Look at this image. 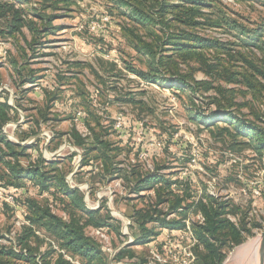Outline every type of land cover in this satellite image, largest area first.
Returning <instances> with one entry per match:
<instances>
[{
    "label": "rangeland",
    "instance_id": "374dc122",
    "mask_svg": "<svg viewBox=\"0 0 264 264\" xmlns=\"http://www.w3.org/2000/svg\"><path fill=\"white\" fill-rule=\"evenodd\" d=\"M8 1L25 10L27 20L35 23L39 33L34 35L24 28L21 35L0 37V101L8 102L17 111V115L11 113L12 121L4 125L2 133L13 143L17 141L16 134L30 136L24 142L25 147L36 145L35 149L47 162L45 171L59 169L60 172L51 175L64 174L68 185L84 194L88 209L104 203L111 216L122 221L121 238L114 232L98 233L94 228H88L87 234L108 255L132 241L129 219L132 208L140 209L150 200H139L118 175L132 172L143 176L158 167L165 168L160 174L191 176L200 189L199 196L213 194L221 202L229 201L239 207L238 216L226 218L238 224L246 218L253 237L229 249L223 264H252L253 251L250 256L242 250L264 230V155L249 147H231L229 137H216L218 127H226L224 118H219L218 127H207L202 120L192 119L201 113L207 117L222 114L217 110L218 102H233L236 105L230 108L233 117L264 130V77L244 60L264 73V57L243 47L236 32L227 28H199L194 33L226 43L229 50L225 54L199 50L191 58L171 60L183 73H192L197 81L210 83L216 89L199 92L192 104L189 92L175 97L173 92L163 90L161 83L147 84L130 73L127 67L147 71L152 62L150 56L141 54L137 48L151 43L154 31L163 36L158 25L138 24L131 19L132 12L127 6L101 0ZM258 1L209 0L211 8L204 13L212 19L230 17L250 29L264 27V4ZM163 73L167 75L165 70ZM226 75H234L241 82H229ZM249 83L256 88L251 89ZM130 97L136 102H122ZM119 119L122 128L115 130ZM73 129L89 137L87 147L91 148L97 137L107 146H100L98 152L83 160L86 151L73 144L70 136ZM27 153L38 155L37 150ZM105 157L114 161L111 169L120 173L107 174L103 166L108 160ZM234 160L236 164H229ZM19 161L24 168L30 164L29 159ZM6 171L0 162V177ZM4 185L0 183L5 196L14 197L7 194ZM29 187L20 199L31 198L49 205L54 214L69 221L68 213L62 211L60 192L55 200L51 194H40L38 188ZM23 211L17 201L15 207L0 202V243L16 251L25 249L19 245V239L29 227ZM192 218L198 221L197 216ZM127 219L130 224L125 236L123 227ZM254 224L260 228L253 229ZM36 233L39 239L31 238L27 243L33 252L43 253L47 245L40 240L45 233L38 229ZM165 234L167 231L162 238L168 241ZM149 246H132L137 257L122 264L149 260L153 255ZM194 254L197 264L195 250Z\"/></svg>",
    "mask_w": 264,
    "mask_h": 264
},
{
    "label": "trees",
    "instance_id": "16d2710c",
    "mask_svg": "<svg viewBox=\"0 0 264 264\" xmlns=\"http://www.w3.org/2000/svg\"><path fill=\"white\" fill-rule=\"evenodd\" d=\"M29 1L25 0V2ZM101 1L116 6H127L132 12L129 17L138 24L148 22L160 27L158 32L163 37L157 36V32L154 31L150 36L151 43L145 44L143 48H137L141 54L152 58L147 71L127 68L142 82L161 83L160 87L173 92L175 97L180 98V93L189 92L192 104L199 92L216 89L210 83L197 81L192 73H183L178 64L171 60L191 58L199 50H214L222 54L229 50L226 43L194 33L199 28H227L231 32H236L243 47L254 50L252 52L257 51L264 57V27L250 29L226 16L212 19L204 13L205 9L211 8L209 0ZM258 2L264 4V0ZM24 28L34 35L39 33L35 23L27 20L24 9L17 7L14 1L0 0V37L21 35ZM244 60L257 74L264 77L263 71L258 70L256 65L248 62L247 59ZM164 70L167 75H164ZM17 72L19 75L22 74L19 70ZM226 76L229 82H241L237 81L234 75ZM248 86L251 89L256 88L253 83H249ZM217 90L221 93L225 92L222 89ZM122 102L135 103L136 101L130 97ZM233 106H236L233 102H218L217 110H221L222 114L216 113L207 117L201 113L199 117H194L192 120L194 122L202 120V124L207 127H218L219 118H224L227 121L226 127H218L219 133L215 135L216 137H229L232 140L231 147H239V149L249 147L263 156L264 130L247 125L243 119L233 117L230 111ZM11 113L17 115L16 109L8 102L0 101V162L7 170L3 173L4 175H1L0 183L5 184L3 188L9 191L7 194L14 195L15 203L17 201V205L24 209V218L29 222V227L25 235L19 239V245L25 246L24 250L16 251L13 247H5L0 243V264H17V262L20 264H109L110 255L106 253L102 245L87 234V229L94 228L105 234L114 232L121 238L123 236L122 221L114 219L104 203L97 210L88 209L84 194L78 188L72 189L65 180L64 174L51 175L53 172H60L59 169L45 171L47 162L41 157L38 149H35L36 145L25 147L8 140L2 133V128L12 121ZM84 117L83 121L86 124L87 114ZM70 136L76 147L84 148L86 151L83 160L88 158L89 154L98 152L100 146H107L101 138L97 137L94 145L91 148L87 147L89 137L83 136L76 129L71 131ZM16 137V142L21 144L30 138L22 133L16 134ZM95 144L98 147H95ZM28 150H37L38 155H31L27 153ZM72 157H75V154ZM20 158L29 159V166L22 167ZM105 159H108L103 165L107 174L113 176L120 173L117 169H111L113 160H109L108 157ZM112 170H114L113 173ZM164 170L165 168L158 167L156 171L143 176L132 172L124 176L118 175L119 178L126 180L131 186L130 192L136 194L139 200L149 199L152 204L147 202L140 209L132 208L129 219L132 222L130 229L133 232L134 243L122 247L112 259L113 263L135 259L137 255L132 251V246H145L161 237L167 230L182 231L186 227L184 222L193 216L200 215L204 220L203 223L200 221L192 223V229L198 241L195 249L197 264H223L229 249L240 246L247 238L253 237L252 229L247 227L246 218L241 220L240 224L226 218L227 215L238 216L239 207H235L229 201L221 202L215 195L199 196L200 189L191 176L182 178L176 173L166 176L160 174ZM29 185L38 188L40 194H51L55 200L57 195L61 194L59 200L62 211L68 213L69 221L54 214L49 205H42L31 198L20 199L25 192L24 189L30 188ZM141 194H152V196L147 197ZM171 216L177 219H170ZM258 228H260L258 224L253 225V229ZM37 229L45 233V237L40 241L47 245V250L38 254L33 252L27 243L31 238L39 239ZM178 242L179 236H174L168 241L162 238L159 249L166 245L177 246ZM139 262V264H158L149 262L147 259H141Z\"/></svg>",
    "mask_w": 264,
    "mask_h": 264
},
{
    "label": "built area",
    "instance_id": "2783aa9c",
    "mask_svg": "<svg viewBox=\"0 0 264 264\" xmlns=\"http://www.w3.org/2000/svg\"><path fill=\"white\" fill-rule=\"evenodd\" d=\"M122 122L118 121L117 125L115 126V130H118L122 128ZM237 163L236 160L230 161L229 164ZM6 194L0 190V202H6L8 205L15 207V199L13 196H5ZM213 195V194H212ZM198 221L203 223V218L199 215L197 216ZM196 219H189L185 221V229L182 231L177 230H167V234H165V237L168 240H171L174 236H179V241L182 243L181 245L177 244V246L174 245H166L162 246V248H153L152 249V257L148 260L149 262H154L158 264H195L196 262V256L194 254V250L198 246L197 238L193 232L192 229V223L195 222ZM99 233V231H97ZM184 245V246H183ZM120 249H118L119 251ZM109 253L110 258L113 259L116 255V253ZM123 262H120L118 264H122Z\"/></svg>",
    "mask_w": 264,
    "mask_h": 264
},
{
    "label": "water",
    "instance_id": "95a60500",
    "mask_svg": "<svg viewBox=\"0 0 264 264\" xmlns=\"http://www.w3.org/2000/svg\"><path fill=\"white\" fill-rule=\"evenodd\" d=\"M18 145H21V146H25L26 144L25 143H19V142H16ZM56 156V155H55ZM77 187H72V189H75ZM99 208L96 207L92 210H97ZM130 224V221L127 219V223L126 225H124L123 227V232H124V235L127 236V233H125V231L128 229V226ZM134 243V239H132V241H130L129 243L123 245V247L125 246H130L131 244ZM109 264H112V259H110V262ZM252 264H264V230H263V233L261 234L260 236V246H259V251L257 254H255V256L253 257V262Z\"/></svg>",
    "mask_w": 264,
    "mask_h": 264
},
{
    "label": "bare ground",
    "instance_id": "6f19581e",
    "mask_svg": "<svg viewBox=\"0 0 264 264\" xmlns=\"http://www.w3.org/2000/svg\"><path fill=\"white\" fill-rule=\"evenodd\" d=\"M259 246H260V236L257 238V240H254L253 242H251L247 246H245L244 250H242V251H244V253H246V254H250V256H251V252L253 251L252 256L254 257L255 254H257L259 251Z\"/></svg>",
    "mask_w": 264,
    "mask_h": 264
},
{
    "label": "crops",
    "instance_id": "0c3cea01",
    "mask_svg": "<svg viewBox=\"0 0 264 264\" xmlns=\"http://www.w3.org/2000/svg\"><path fill=\"white\" fill-rule=\"evenodd\" d=\"M162 236L157 238L155 241L150 242L148 245H150V249L152 250L153 248L158 249L159 248V244H160V240H161Z\"/></svg>",
    "mask_w": 264,
    "mask_h": 264
}]
</instances>
